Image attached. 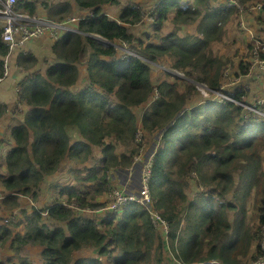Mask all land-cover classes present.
Listing matches in <instances>:
<instances>
[{
    "label": "trees",
    "instance_id": "1",
    "mask_svg": "<svg viewBox=\"0 0 264 264\" xmlns=\"http://www.w3.org/2000/svg\"><path fill=\"white\" fill-rule=\"evenodd\" d=\"M48 1L43 9L38 0H25L23 7L61 20L76 6L87 14L79 28L113 44L68 33L46 39L48 56L29 47L10 58L11 67L23 73L14 104L0 100V118L12 115L8 134L14 140L2 154L0 185L7 191L4 207L20 209L23 217L4 219L0 241L10 240L17 250L38 246L41 264H250L264 255V182L253 184L264 179V115L244 105H253L264 92V81L226 88L234 101L207 98L198 88H221L231 60L214 45L224 41L229 23L235 20L240 27L241 16L247 15L212 0H155L150 5L129 0L115 17L105 9L121 0ZM241 2L248 8L253 1ZM149 17L151 36L138 38L131 26ZM168 20L174 26L165 33ZM257 20L262 24L264 15ZM188 25L195 30L179 34ZM7 53L0 36V77ZM41 58L43 70L38 68ZM149 61L169 68L164 78L153 80ZM247 71L248 64L240 63L236 77ZM255 80L245 81L250 86ZM257 107L264 112V104ZM136 112L143 132L163 130L151 163V202L128 201L102 215L95 210L107 206L106 195L115 186L109 173L132 165L142 152ZM241 165L243 175L249 177L252 170L255 176L249 177L248 197L244 201L243 195L237 206L225 196L235 187L234 171ZM61 169L71 179L68 188L59 190L62 195L67 191L66 204L57 193L53 200L41 193ZM193 184L206 191L190 198ZM21 195L36 204L23 207ZM86 210L96 213L85 216ZM162 221L168 235L159 232ZM166 238L172 240L169 249ZM167 251L174 260H166Z\"/></svg>",
    "mask_w": 264,
    "mask_h": 264
},
{
    "label": "rangeland",
    "instance_id": "2",
    "mask_svg": "<svg viewBox=\"0 0 264 264\" xmlns=\"http://www.w3.org/2000/svg\"><path fill=\"white\" fill-rule=\"evenodd\" d=\"M31 2L34 0H30ZM39 1V7L40 9H43L42 7V2H46V0H38ZM59 0H49L48 2H56ZM73 1V0H70ZM129 0H121V3L119 5H115L112 7H108L105 10L111 15V16H116V14L118 13V11L120 10V8H122ZM140 3H143L144 5H150V4H154L155 0H137ZM184 2H192L193 0H183ZM232 7L237 8L239 10V8L235 5H232ZM79 8L75 6V10H78ZM86 12V11H85ZM245 17H248V24L249 26L244 23L241 24V26L239 27L238 24L235 23V20L232 21L229 26V32L227 33L225 39L223 42L220 43H215L214 45V49L219 53L222 54L223 57H227L228 59H230L231 61L228 63V67L224 72V77L222 80V84L223 87L221 89L226 90V88L230 87V86H234L235 84H240V82L243 81V86H247L249 87H254L256 85V81L258 80H263L264 81V74H262L261 77H258V79L255 80V78L253 76H256V72L258 71L259 68L255 69V72L253 75L249 74V71L246 74H242L239 77H236V72L240 69V63L244 64H252V58L250 57V48H248V46H252L253 43L250 42L249 37L246 35H254V36H262L264 37V22L261 24L257 18H260V14L255 11L254 13L251 11L245 12ZM151 20L146 18L142 23L140 24H136L131 26V30L134 32V34L138 37V38H143L144 40H146L147 37L151 36L152 34V22L150 24ZM151 25V26H150ZM174 24L168 20L165 27L163 28V31L165 33H168L169 31L172 30ZM194 25H188L186 26L183 30H181L179 32V34L183 35L185 33V31H189V28L193 27ZM243 29H242V28ZM48 38H43V39H35L33 41L28 42L26 49H29V47H31L32 49H34L37 54H41L44 55L46 54L47 56L49 55V44L48 41L46 40ZM119 48L123 49L125 52H132L131 48H129L126 45L123 46H119ZM150 64L153 67V72H152V78L154 81H159L160 79L165 77L164 71L163 70H168L169 68H167L166 66H164V64L159 63V62H153V61H149ZM14 63L12 62V64L10 63V67L13 65ZM167 64V63H166ZM38 68L40 70L44 69V62L40 61V64L38 65ZM250 68V67H249ZM176 75H178L179 78H183L184 74L180 71H178V73H175ZM11 75L6 76L1 82H0V98H5L8 99L7 101L11 100V96L13 95V91H14V82L12 81ZM168 77V76H167ZM171 78V77H170ZM247 79H251V80H255V84H251L249 86L248 81L246 82L245 80ZM82 84V83H81ZM220 89V90H221ZM220 90L216 91L214 94V96L217 99H221V95L218 94L220 93ZM17 92V89L15 88V93ZM12 93V94H11ZM219 95V96H217ZM257 98L255 100V102L253 103V106H257L258 104H264V92L261 94H257ZM257 103V104H255ZM258 109V107H257ZM257 109L252 107L249 109V111L254 110L257 112ZM138 116V121L137 124L138 126H141V115L139 113H137ZM157 133V132H156ZM155 134H150V133H143V140H144V144H145V149H148L151 146L150 141L154 138ZM150 145H146V143ZM130 146H134L131 144ZM118 150H120V152L124 151L125 148H119ZM154 148L150 149V153H153ZM262 158L264 161V150L262 151ZM68 161V160H67ZM98 163V162H97ZM264 163V162H263ZM65 164V163H64ZM70 164L71 162L68 161L67 165ZM140 166H142L141 168H143V164L142 163H138ZM242 164V163H241ZM65 169V167H64ZM243 170H244V166H238L237 169L234 171V176H235V187L232 189V191L228 194H226V198L227 200L234 202L237 206L240 205L241 201H242V196L244 195V201L246 200V198L248 197V194L250 192L249 187L248 186V180L249 177L250 179H252L255 175L252 173L253 171H247L249 177L243 175ZM63 173V174H62ZM257 175V174H256ZM244 176V177H243ZM121 180L123 179V175H121ZM71 179L68 180L67 177V172L64 173L63 169H61V171L57 174L54 175L52 178L51 183L49 184V188H52L50 192L55 191V195L57 193V195H59V197L57 198H62L64 196L67 195V191L65 190L66 193H64L63 195L59 192L60 189L62 188H68L70 185ZM264 179L262 180H258V182H254L253 184H259V183H263ZM55 183H57L56 185H54ZM117 184H119L122 188H124L125 191H129L132 192L133 195H128L127 200L124 201L125 198L117 195V197L115 198V200L113 199V201L106 207L102 208V214L107 213L108 210L110 209V207L113 206L114 203L116 202H122L120 205L121 207L124 206L128 201H134L137 200V197L133 198L135 196L136 193H140V189L138 187V182L135 181L133 186H130L127 181H123V182H117ZM252 184V185H253ZM45 185V184H44ZM43 185V186H44ZM197 186L195 184L192 185V187L189 189V197L190 198H196L197 196H199V192L203 191L205 188ZM3 188V187H2ZM256 188V187H255ZM236 190V192L238 191L237 195H233L234 191ZM206 191V190H204ZM245 191V192H244ZM45 192V191H43ZM244 192V194H243ZM42 193V192H41ZM116 194H120L118 192V189L116 190ZM107 197V195H106ZM220 198V197H219ZM31 199V197H30ZM63 199V198H62ZM32 200V199H31ZM106 199H103V201ZM20 201L23 205V207H27L29 208V206H33V204L29 203V200L27 199V196H20ZM250 201H248L249 203ZM34 205L36 204L35 201H33ZM43 205L46 202H42ZM5 207L3 204H0V215L3 218L0 221V225L3 223L4 219H6L5 217H11L12 214L18 216L16 217L15 220H20V216H21V212L20 210H15L14 212H9V213H5ZM253 210V208H252ZM251 212V211H249ZM254 212V210H253ZM96 212L93 211H85L84 215L86 216H93L95 215ZM252 214V213H251ZM234 212L231 210L229 212V219H233L234 217ZM186 225V220L183 218L182 220V226ZM159 227V232H161L160 228H162L161 225H158ZM166 227L164 226L162 231H164ZM21 231H23V228L20 227ZM165 235L169 234L168 230H165ZM178 239L179 237L177 236L175 238V244H178ZM165 243L168 247V249L170 247H172V240L170 238H166L165 239ZM0 262H3L4 264H22V261L24 259H27L29 261H31V264H41V259H40V250L38 248V246L35 245H24L23 248H20L19 250L11 247L10 245V240L7 241H0ZM174 260V256L173 253L171 251H167L166 253V260Z\"/></svg>",
    "mask_w": 264,
    "mask_h": 264
},
{
    "label": "built area",
    "instance_id": "3",
    "mask_svg": "<svg viewBox=\"0 0 264 264\" xmlns=\"http://www.w3.org/2000/svg\"><path fill=\"white\" fill-rule=\"evenodd\" d=\"M216 3H219L220 5L227 4V5H235L239 8V13L244 14L247 10L251 12L257 11L260 15H264V0H254L250 6L247 8L245 4L241 2V0H213ZM19 5V6H18ZM23 5H25V0H0V36L8 48L7 56L5 57V63H4V71L2 76L0 77V82L6 77L10 75V58L18 53L19 51H26V47L28 42L33 41L35 39H43L48 38L53 41L58 40L63 35L68 33H78L81 35H89L94 37L98 42L105 44V45H112V42H109L104 36L100 34H91L86 33L83 30L79 28V22L84 19V17L87 15L85 11H74L72 14L67 16L64 19L57 20L52 19L46 14L42 12H36V13H30L28 10H26ZM149 19H151L149 17ZM246 23L248 26V17L241 16L240 26L241 24ZM250 27V26H249ZM242 28V27H241ZM243 29V28H242ZM248 35V34H247ZM250 42L253 43V45L250 47V57L252 58V64H248V71L250 75H253L255 72V69L259 68L256 72L257 77H261L262 74H264V56L262 55V52H264V37L262 36H250L248 35ZM116 47H119L115 45ZM250 67V68H249ZM19 69H22L20 67ZM247 71V72H248ZM223 85L221 86V88ZM198 88L203 96L205 97H214V93L218 90H212L209 87L205 86L204 84H199ZM220 88V89H221ZM219 89V90H220ZM221 99H234L229 95L226 94L224 89L220 90ZM219 96V95H217ZM217 99V98H216ZM238 103H241L237 100ZM243 104V103H241ZM247 109L254 107L257 109V106L253 105H247L244 104ZM257 111L264 115V112L260 109H257ZM143 130L141 129V126H139V129L136 134V141L137 143H141V154H136L134 156V162L132 165L125 167L123 169L119 170H112L109 173V178L112 183L115 184L113 188L110 189V192L107 194V206L115 200L117 195L125 198L124 201L127 200L128 195H133L132 192L125 191L124 188H122L117 182H123L127 181V183L130 186H133L135 181L138 182V187L140 189V193H136L135 197H137V201L142 205H149L151 202V192L149 188V182L151 178V163L154 156V153L159 146L163 132L158 131L154 138L150 141L151 146L148 149H145V144L143 140ZM145 133H147L145 131ZM146 143V142H145ZM146 143V145H150ZM154 148L153 153H150V149ZM138 163L143 164L140 166ZM121 175H123V179L121 180ZM0 185V204H3V199L7 195V191L4 190V187ZM118 189V192L120 194H116V190ZM29 200V203L33 204V201L27 197ZM62 203L66 204L67 199L63 198ZM122 202H116L113 204L112 207L108 210H115L121 207ZM31 207V206H29ZM106 207V206H104ZM100 207L99 210H95L96 212L101 211L102 208ZM87 211V210H86ZM91 211V210H89ZM14 217H17L15 215H11V217H5L6 219H12ZM3 218L0 217V221ZM163 227L165 226L166 229H168L166 221H162ZM161 228V230L163 229ZM262 247L264 248V230H263V236H262ZM250 264H264V255H260L257 257L256 260L250 262Z\"/></svg>",
    "mask_w": 264,
    "mask_h": 264
},
{
    "label": "crops",
    "instance_id": "4",
    "mask_svg": "<svg viewBox=\"0 0 264 264\" xmlns=\"http://www.w3.org/2000/svg\"><path fill=\"white\" fill-rule=\"evenodd\" d=\"M229 24L227 26V33L229 32V29H230ZM185 27L186 26H183L182 28L184 29ZM194 30H195V25L193 27L189 28V31H194ZM22 73L18 72L17 68L14 69L13 67H11V72H10L11 76L10 77H11L12 81L14 82L13 95L11 96V100L10 101H7L8 99H5V98H0V100L5 101L9 106L14 104V102L16 100L15 88H16L17 81L20 78V76L22 75ZM11 117H12V115L10 113H6L3 117L0 118V174H2L1 173L2 172L1 169L3 170V165L1 163V160L3 159L2 158V154L4 155L6 153V151L9 150L10 147H12L14 145V140L12 138L10 139V136L8 134V126L12 122V118ZM3 137H7V139L2 140ZM63 166H64V164H63ZM53 176L48 178L47 185H44L43 188H42V195H43L44 199H46V200H48V199H52L53 200L56 197L55 196V191L50 192V193L48 192V191H51V189H52V188H49V184L51 183ZM43 191H45V192H43ZM16 210H20V209H16ZM4 212L5 213H9L10 210L5 209ZM20 212H21V210H20ZM12 215H14V214H12ZM0 217H1V215H0ZM22 217L23 216H22V213H21L20 218H22ZM18 229H20V227H18Z\"/></svg>",
    "mask_w": 264,
    "mask_h": 264
},
{
    "label": "clouds",
    "instance_id": "5",
    "mask_svg": "<svg viewBox=\"0 0 264 264\" xmlns=\"http://www.w3.org/2000/svg\"><path fill=\"white\" fill-rule=\"evenodd\" d=\"M213 1V0H212ZM252 1H254V0H252ZM214 3H215V1H213ZM223 5H227V4H224V3H222ZM232 6V5H231ZM159 131H162L163 132V130L161 129V130H159ZM158 132V131H157Z\"/></svg>",
    "mask_w": 264,
    "mask_h": 264
},
{
    "label": "bare ground",
    "instance_id": "6",
    "mask_svg": "<svg viewBox=\"0 0 264 264\" xmlns=\"http://www.w3.org/2000/svg\"><path fill=\"white\" fill-rule=\"evenodd\" d=\"M25 8V7H24ZM50 17V16H49ZM53 19V18H52ZM215 95V94H214ZM152 195V194H151ZM103 215V214H102Z\"/></svg>",
    "mask_w": 264,
    "mask_h": 264
}]
</instances>
